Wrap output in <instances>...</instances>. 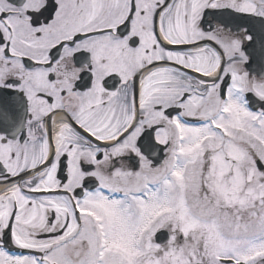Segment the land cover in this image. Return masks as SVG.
<instances>
[{
  "label": "snow or ice",
  "instance_id": "obj_1",
  "mask_svg": "<svg viewBox=\"0 0 264 264\" xmlns=\"http://www.w3.org/2000/svg\"><path fill=\"white\" fill-rule=\"evenodd\" d=\"M0 264H264V0H0Z\"/></svg>",
  "mask_w": 264,
  "mask_h": 264
}]
</instances>
